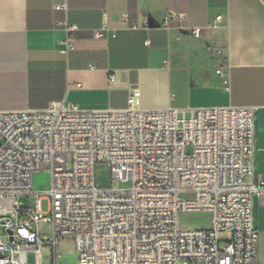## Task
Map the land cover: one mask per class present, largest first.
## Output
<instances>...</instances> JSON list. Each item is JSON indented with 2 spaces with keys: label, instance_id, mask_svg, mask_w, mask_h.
Returning <instances> with one entry per match:
<instances>
[{
  "label": "built area",
  "instance_id": "built-area-1",
  "mask_svg": "<svg viewBox=\"0 0 264 264\" xmlns=\"http://www.w3.org/2000/svg\"><path fill=\"white\" fill-rule=\"evenodd\" d=\"M54 9L67 10L65 4ZM223 20L215 14L206 28L218 29ZM63 26L68 34L60 52L67 54L73 28ZM202 29L181 33L200 38ZM108 31L102 24L92 36ZM140 97L131 86L119 109H84L64 99L0 111V264H27L28 252L35 264L44 255L57 264L50 246L56 253L65 240L77 264H257L252 201L264 196V182H251L257 106L142 108ZM97 163L132 186L98 187ZM41 169L49 186L38 192L33 176ZM23 196H32V206L20 202ZM182 212L210 214V227H181ZM42 223L51 224L50 239L41 236Z\"/></svg>",
  "mask_w": 264,
  "mask_h": 264
},
{
  "label": "crops",
  "instance_id": "crops-1",
  "mask_svg": "<svg viewBox=\"0 0 264 264\" xmlns=\"http://www.w3.org/2000/svg\"><path fill=\"white\" fill-rule=\"evenodd\" d=\"M215 14L222 26L207 29ZM64 22L73 28L67 54ZM102 24L107 35L93 38ZM196 26L200 38L181 33ZM131 86L142 108L257 106L251 182H264V0H0V111L64 99L119 109ZM252 218L264 264V196L253 199Z\"/></svg>",
  "mask_w": 264,
  "mask_h": 264
},
{
  "label": "rangeland",
  "instance_id": "rangeland-1",
  "mask_svg": "<svg viewBox=\"0 0 264 264\" xmlns=\"http://www.w3.org/2000/svg\"><path fill=\"white\" fill-rule=\"evenodd\" d=\"M1 142V140H0ZM187 152H190V147L187 148ZM95 171V183L98 187L103 189H128L132 186L131 180L122 182L116 181L112 178L111 171L105 163H97L94 168ZM49 186V175L42 169L36 172L33 176V190L44 191ZM41 199V208L43 212L48 211V197L45 194L39 195ZM34 199L32 196H23L20 198V202L25 206H32ZM210 214L206 212H193V213H180L178 216V223L184 228H208L210 227ZM0 234L2 231L0 229ZM41 236L50 239L52 237V226L50 223H42L40 227ZM224 238V235H221ZM52 255L50 259L53 261L55 255L57 256V264H77V256L73 250V246L69 240L62 241L58 244L56 253L53 246H50ZM27 264H35V254L28 252L26 255ZM43 264H51L48 258L43 256Z\"/></svg>",
  "mask_w": 264,
  "mask_h": 264
}]
</instances>
